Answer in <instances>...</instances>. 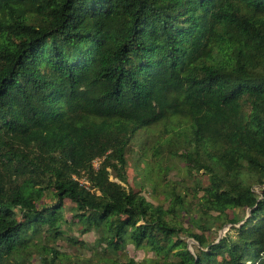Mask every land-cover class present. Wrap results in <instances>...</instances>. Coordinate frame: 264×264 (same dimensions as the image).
I'll return each instance as SVG.
<instances>
[{"label": "trees", "instance_id": "trees-1", "mask_svg": "<svg viewBox=\"0 0 264 264\" xmlns=\"http://www.w3.org/2000/svg\"><path fill=\"white\" fill-rule=\"evenodd\" d=\"M161 124L191 184L147 163L155 205L127 168ZM74 228L96 264H264V0H0V264H67Z\"/></svg>", "mask_w": 264, "mask_h": 264}, {"label": "rangeland", "instance_id": "rangeland-1", "mask_svg": "<svg viewBox=\"0 0 264 264\" xmlns=\"http://www.w3.org/2000/svg\"><path fill=\"white\" fill-rule=\"evenodd\" d=\"M163 125H159L155 127L147 134L143 133L141 137L137 138L136 141L131 145V151L128 155V168H127V176L130 184L139 188L138 186H142L144 188L141 193L145 196L149 201L153 202L155 205L166 203L164 200V181H159L158 186L155 189L152 187L150 181H148L146 177L147 171V163L152 165L154 169H157V164L162 163L163 167H170L172 171L167 175L166 181L181 183L184 186H190L191 179L185 175L183 172V167L181 161L177 158L167 156L166 154H161L155 156V150L151 149L152 141L154 137L162 133ZM171 134L169 135V137ZM98 164V162H97ZM184 181L181 182V180ZM167 205V204H166ZM215 214V213H213ZM239 214L242 216L243 211H240ZM186 218L188 217L185 215ZM189 219H186V223L188 224ZM185 223V226L187 224ZM230 226H225L223 228L215 227L210 232H208L207 236L209 241H217L221 237H223L229 230ZM196 232L200 233L199 230L196 229ZM68 235L74 236L76 238H80L85 246H79L75 244H71L68 242V238L64 240L58 241L57 243H52L51 246H54L58 251L63 253L65 257H67V264H76V262H82L84 264H96L95 261L97 256L95 254L94 246L97 238V234L95 232H90L86 234H81L79 230L72 229L67 232ZM188 242L189 249L194 251V245L196 242L193 239H186ZM131 257L138 261L140 264H148L152 261H155L156 256L151 251L147 249H138L133 245L128 244L125 251L123 252L120 258H125V256ZM39 264V263H37Z\"/></svg>", "mask_w": 264, "mask_h": 264}, {"label": "built area", "instance_id": "built-area-1", "mask_svg": "<svg viewBox=\"0 0 264 264\" xmlns=\"http://www.w3.org/2000/svg\"><path fill=\"white\" fill-rule=\"evenodd\" d=\"M97 162H98V164H99V161H95V163H94V166H95V167L98 166Z\"/></svg>", "mask_w": 264, "mask_h": 264}]
</instances>
